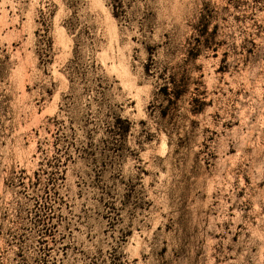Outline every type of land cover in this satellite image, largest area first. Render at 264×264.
I'll list each match as a JSON object with an SVG mask.
<instances>
[{"label":"clouds","instance_id":"1","mask_svg":"<svg viewBox=\"0 0 264 264\" xmlns=\"http://www.w3.org/2000/svg\"><path fill=\"white\" fill-rule=\"evenodd\" d=\"M12 7L27 19L0 27V264H264V0ZM57 156L91 195L49 251L28 212Z\"/></svg>","mask_w":264,"mask_h":264},{"label":"rangeland","instance_id":"2","mask_svg":"<svg viewBox=\"0 0 264 264\" xmlns=\"http://www.w3.org/2000/svg\"><path fill=\"white\" fill-rule=\"evenodd\" d=\"M27 16L22 8L12 7L11 10L0 11V27H3L6 32L12 30H19ZM214 138V137H213ZM55 147V144L53 145ZM67 156L68 154L65 153ZM72 160L71 156L63 161V172H60L62 165L59 156L55 158V163L53 161L48 162V168L52 169L51 178L47 184L42 188V193L38 192L36 197H32L35 201L34 206H30V211L28 216L31 217V222L42 225L43 235L41 237L40 243L46 247H51L56 245V235L58 228L63 225L65 236L61 237L62 240L67 241L68 237L71 235L69 228L72 227V218L74 209V200H82L85 196L91 195V189L87 188L82 182L75 179L74 173L68 172L69 161ZM206 163H208L206 161ZM26 169L21 170V177H24ZM32 175L39 177V172L32 173ZM45 175H49L47 169L45 170ZM19 187L21 190L25 189V185L35 190L39 185V180L36 181L21 178L19 181ZM67 189L66 192H62L61 189ZM30 195V194H29ZM68 197L67 199L65 197ZM55 201V204H53ZM114 210V209H113ZM67 211V216L64 212ZM79 215V214H78ZM86 215V214H85ZM84 219L83 215L79 216L77 223H80ZM105 219H108L105 216ZM29 221L27 219L20 221L21 228L24 227ZM79 229H77L78 231ZM11 231V230H9ZM130 236L131 233H128ZM19 238V234L18 237ZM51 241V246L49 242ZM68 245L65 244V249Z\"/></svg>","mask_w":264,"mask_h":264}]
</instances>
